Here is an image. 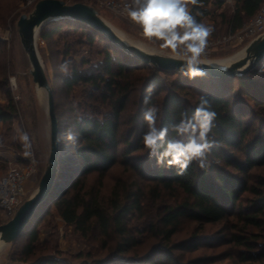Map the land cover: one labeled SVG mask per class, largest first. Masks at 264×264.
<instances>
[{
    "label": "trees",
    "instance_id": "16d2710c",
    "mask_svg": "<svg viewBox=\"0 0 264 264\" xmlns=\"http://www.w3.org/2000/svg\"><path fill=\"white\" fill-rule=\"evenodd\" d=\"M223 1L198 0L188 5L198 22L208 26L212 19L214 36L241 27L264 3L235 0L231 11L216 13L213 9ZM69 34L74 35L72 40H67ZM39 35L55 46L58 67L71 61L70 74L59 71L54 76L62 101L55 100V87L52 95L58 135L71 129L77 139L58 142L52 189L11 242L23 244L9 259L22 264L62 263L58 255L63 253L55 247L39 251V228L53 209L79 236L89 238L98 231L113 239L111 252L92 258L90 264H182L176 252L222 243L232 250L226 257L232 256L234 264H264V71L259 70L264 68V57L244 74L193 79L144 63L96 29L69 17L48 21ZM84 46L86 55L76 63L72 56ZM5 61L0 52V89L8 97L6 104H0V121H9L17 113L7 89ZM148 85L154 86L150 103L160 109L158 126L178 121L180 113L190 112L201 95L211 99L217 116L208 135L216 146L207 154L206 169L193 161L178 175L175 167L158 166L155 157H149L142 139L147 128L143 112L148 105L143 99ZM76 88L81 96L73 102L69 96ZM117 165L152 184L149 191L134 182L104 198L87 185L89 176L100 179ZM164 191L175 201L162 200L148 217L146 202H155ZM133 216L140 219L138 226L129 225ZM183 220L195 222V230L187 238L173 240ZM220 222L232 224L228 235L203 233L205 225ZM146 235L157 241L138 254L135 251ZM89 256L90 252H81L74 258ZM213 261L199 256L190 264Z\"/></svg>",
    "mask_w": 264,
    "mask_h": 264
},
{
    "label": "rangeland",
    "instance_id": "374dc122",
    "mask_svg": "<svg viewBox=\"0 0 264 264\" xmlns=\"http://www.w3.org/2000/svg\"><path fill=\"white\" fill-rule=\"evenodd\" d=\"M36 1L37 0L0 1V41L3 42L0 52L3 53L4 60H6L7 89L17 110L16 116L11 120L0 121V174L5 172L11 164L22 166L30 164L33 166L32 176L27 178L23 184L25 191L24 200L36 189L40 176L46 166L49 153V121L46 112L45 91L43 89H37L32 80V76L29 73L31 65L21 44L16 26L19 15L21 13H28L33 8ZM64 1L68 3L74 2V0ZM83 1L94 6L103 19L123 32L126 39L142 44L145 49L181 57L182 52L180 50L173 51L165 47L161 41L154 38H146L136 26L113 14L95 0ZM234 3L235 0L224 4L220 11H231L234 7ZM210 8L212 9V7ZM220 11H216V13ZM209 19L212 21L210 17ZM227 32L224 30L223 32L221 31L223 34ZM258 35L245 37L242 42L234 44V48H231L226 53H217L216 51L210 53L204 52L201 59L226 58L229 56L236 58L243 54L242 49L245 45ZM73 36V34H69L66 38L67 40H72ZM52 44L53 43H48L42 39L40 35L36 38L38 54L44 66L45 74L51 89L53 90L55 87V91L57 92L55 100L58 102L62 101L61 93L58 87H56L58 80L54 76L60 71V67H58L60 56L54 51L55 46ZM87 49L86 46L82 49L80 48V50L72 56V59L76 63L79 62L81 55H86ZM228 62L225 64H228ZM84 66L85 65L82 67ZM259 70L264 71V68ZM80 96V88H76L70 94L69 99L74 102L79 100ZM7 100V94L0 89V104H6ZM131 107L132 106L129 108ZM24 134L28 137L26 142L22 140ZM138 178L139 177L136 178L131 171L124 169L123 166L117 165L100 179L95 174L89 176L87 185H93L95 189L100 191V195L104 198H109L113 189L117 188L120 190L123 187H128L134 182L144 187V191H149L152 184L147 181H142L141 179L139 180ZM167 193L168 192L165 191L162 192L161 198H156L155 202H146L148 217L153 215L157 205L163 204L161 203L162 200H168V202L175 201L172 197L170 198ZM10 218V215L8 216L0 210V224L6 222ZM139 224L140 219L138 220L135 216L129 221L130 226H138ZM195 227V222L183 220L173 240L187 238L194 232ZM231 227L232 224L230 222L224 224L222 222L207 224L204 227L203 233L215 234L217 232H222L223 235H228ZM137 235L141 236L140 234ZM142 238L143 240L138 245L137 251H135L138 254L147 251L157 241V239H154L152 236L146 235ZM104 240L107 242L106 244ZM39 241L42 247L39 249L40 252L50 251V248L53 246L57 249V252L63 253V255H58L62 262L60 264H90L92 258H103L111 252V247L114 244L112 238L108 239L98 231H95L93 236L89 238L79 236L71 226L63 222L53 209L51 213H48V216L39 228ZM21 242L23 241L16 242L15 244H0L1 264H22L19 260L11 261L9 259L11 252L19 250L21 244H23ZM81 252H90V256L85 258H74L75 255ZM230 252H232V250L229 248V245L227 243H222L202 246L192 252H176V254H180L178 258L182 264H190L193 258L195 259L199 256H210V258L214 260L210 264H234L235 260L232 256L226 257Z\"/></svg>",
    "mask_w": 264,
    "mask_h": 264
},
{
    "label": "clouds",
    "instance_id": "9594fccd",
    "mask_svg": "<svg viewBox=\"0 0 264 264\" xmlns=\"http://www.w3.org/2000/svg\"><path fill=\"white\" fill-rule=\"evenodd\" d=\"M198 0H131L127 8L128 17L149 39L161 41L173 51L182 52L183 66L181 71L189 78L205 77L207 73L201 67L208 37L212 33L211 26L198 22L189 10V3L196 4ZM71 61L60 65V71L70 74ZM154 86L145 89L143 103L148 105L143 112L146 131L142 139L149 157H155L156 164L162 167H175L178 175H182L189 165L196 161L200 168L208 167L207 154L216 146L209 138L214 127L217 113L213 110L212 101L206 95H201L197 105L189 112L180 113L178 121L168 126H158L160 109L151 104V94ZM174 133L170 136L169 133ZM77 133L71 129L57 136L61 140L75 143ZM27 141L26 134L22 136Z\"/></svg>",
    "mask_w": 264,
    "mask_h": 264
},
{
    "label": "water",
    "instance_id": "95a60500",
    "mask_svg": "<svg viewBox=\"0 0 264 264\" xmlns=\"http://www.w3.org/2000/svg\"><path fill=\"white\" fill-rule=\"evenodd\" d=\"M69 17L81 21L99 31L114 45L144 63L156 65L161 69L181 71L183 60L175 55L162 54L140 47L118 33L108 21L103 19L97 9L85 2L68 3L64 0H37L28 13H21L16 21L17 33L30 62L29 73L37 89L46 95V112L49 121V153L46 166L40 176L36 189L23 200L13 216L0 224V244L11 243L22 232L36 207L51 191L57 173L59 146L57 142L58 125L54 112L52 89L45 74L44 66L36 47V38L41 28L50 20ZM243 54L228 64L219 66L201 59V67L210 76L228 77L244 74L264 57V32L250 40L242 49Z\"/></svg>",
    "mask_w": 264,
    "mask_h": 264
},
{
    "label": "built area",
    "instance_id": "2783aa9c",
    "mask_svg": "<svg viewBox=\"0 0 264 264\" xmlns=\"http://www.w3.org/2000/svg\"><path fill=\"white\" fill-rule=\"evenodd\" d=\"M98 4L111 11L113 14L123 18L132 25L141 29L130 20L127 8L131 1L129 0H95ZM233 0H224L229 3ZM142 32V31H141ZM264 32V3L256 11V13L248 19L241 27L227 33L214 37H208V43L205 52L210 53L217 47L230 45L232 43H240L245 37L255 36ZM33 166L28 164L22 166L11 164L5 172L0 174V210L6 215L13 216L18 206L24 200V181L32 176Z\"/></svg>",
    "mask_w": 264,
    "mask_h": 264
},
{
    "label": "crops",
    "instance_id": "0c3cea01",
    "mask_svg": "<svg viewBox=\"0 0 264 264\" xmlns=\"http://www.w3.org/2000/svg\"><path fill=\"white\" fill-rule=\"evenodd\" d=\"M224 4H226L225 2H223L221 5H220V7H217V8H214L213 10H215V11H220V9H221V7L224 5ZM208 7L210 8L211 7V4H209L208 5ZM209 26H213V22L211 21V23H210V25ZM223 34V33H222ZM217 35H220V34H217ZM216 35V36H217ZM209 37H214V35H212V33L210 34V36ZM234 44L235 43H232V44H230V45H225V46H220V47H217V48H215L214 50H212L211 52H221V53H226V52H228L231 48H234ZM25 182V181H24ZM28 184V183H27ZM2 263V260L0 259V264Z\"/></svg>",
    "mask_w": 264,
    "mask_h": 264
},
{
    "label": "bare ground",
    "instance_id": "6f19581e",
    "mask_svg": "<svg viewBox=\"0 0 264 264\" xmlns=\"http://www.w3.org/2000/svg\"><path fill=\"white\" fill-rule=\"evenodd\" d=\"M113 27L116 29V31H118V33H120L121 35L124 36V34H123V32L121 30H119L115 26H113ZM125 38H126V36H125ZM134 43L138 44V42H134ZM138 45L142 46V44H140V43ZM142 47H144V46H142ZM232 58H233V56H229V57H226V58L206 59V60L208 62H211L212 64L219 65V66H224V65H226L225 63H227L228 61H232L233 59H235V58H233V59Z\"/></svg>",
    "mask_w": 264,
    "mask_h": 264
}]
</instances>
